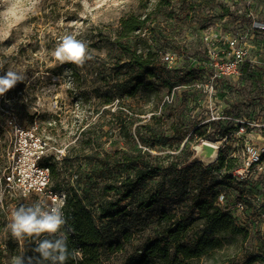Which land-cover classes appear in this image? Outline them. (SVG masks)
I'll list each match as a JSON object with an SVG mask.
<instances>
[{
    "label": "trees",
    "instance_id": "16d2710c",
    "mask_svg": "<svg viewBox=\"0 0 264 264\" xmlns=\"http://www.w3.org/2000/svg\"><path fill=\"white\" fill-rule=\"evenodd\" d=\"M61 1L50 3L52 12L58 15L62 12L73 16L81 7V0ZM166 4L168 0H158L152 11H147L144 2L143 13H128L114 27L96 26L91 31L88 47L92 48L93 59L78 70L85 72L83 87L89 92L80 93V104H87L93 98L97 101L94 105L107 107L124 97H134L139 90H154L159 103L160 89L155 83L160 81L167 90L174 78L154 51L159 49L158 41L163 36L160 30L151 29L154 40H158L153 49L138 32L159 21L160 8ZM105 51V56L113 60L110 66L102 58ZM183 98L186 108L187 96ZM104 111L106 118L107 110ZM151 120L152 124L141 127L145 131L143 137L137 132L143 145L139 150L135 149L130 121L112 114L108 122L118 124L125 150L99 156L93 149L81 155L71 148L60 162L53 156L44 158L50 170L51 190L65 193L63 230L68 234L70 252H76L66 264H104L106 261L110 264V259L119 254L124 256L123 264H205L204 260L213 264H240L228 255L221 261L215 258L216 253L232 246L242 251L248 239L247 231L235 222L232 214L217 205L216 191L219 186L228 185V175L218 181L215 173L222 168L231 169L232 160L219 156L215 166H205L198 160L169 154L164 167L157 157L151 159L147 147L164 145L170 139L161 133L165 124L162 116L156 117L153 113ZM177 127L172 125L173 135ZM78 129L82 131L76 142L82 147L94 146L96 132L100 136H107L109 132L97 131L87 123V117L80 120ZM49 130L53 131L51 127ZM86 168L90 171L84 172L82 178L80 172ZM72 171L69 181L67 174ZM3 225L0 224V234ZM23 244L22 252L18 240L10 238L8 249H0V264H16L17 257L35 255L32 238H24ZM245 258L243 264H253L258 259L247 254ZM6 260L9 262L5 263Z\"/></svg>",
    "mask_w": 264,
    "mask_h": 264
},
{
    "label": "rangeland",
    "instance_id": "374dc122",
    "mask_svg": "<svg viewBox=\"0 0 264 264\" xmlns=\"http://www.w3.org/2000/svg\"><path fill=\"white\" fill-rule=\"evenodd\" d=\"M51 1L0 0V75L11 69L25 77L24 82L18 83L4 96H0V224H5L0 234V241H3L0 249L5 251L8 249L9 239H16L8 227L11 222V212L22 205H32L35 199L22 197L3 182L7 151L13 139V127L10 126V121L23 127H28L36 121L40 135L49 144V153L61 148H64L66 153L71 148H75L82 155L93 149L101 156L104 152L112 154L127 148L118 124L108 122L112 114H119L126 121H130L131 134L136 143L135 149L139 150L143 145L137 132H140L142 137L145 135L141 127L146 123L152 124L151 117L155 113L156 117L161 115L164 119L165 124L161 133L170 141L164 145L157 143L148 146L151 159L157 157L158 163L165 167L169 161L167 155L174 154L182 158L188 157L190 161L198 160L205 166H215L219 156L228 159L234 150L241 147V143L238 142L240 137L238 129L229 128L228 121L243 118L257 120L259 114L242 111L214 112L206 108L190 109L188 106L185 108L183 96H177L172 104H162L165 89L160 81L155 83V87L160 89L159 103L154 90H139L134 97H124L115 105L107 107L94 105L97 101L93 98L87 104H80V93L88 91L83 87L85 72H79V66L75 64H61L57 61L54 56L56 46L68 34L84 41L88 46L91 31L96 26L102 29L103 27L105 29V26L114 27L118 19L128 13H143L141 5L144 2L147 3V11H152L158 0H81V7L73 16L52 12ZM171 1L176 7L178 0ZM61 2L64 3L65 0ZM162 9L164 8L161 7L160 10ZM162 14L159 15L160 20H163ZM161 43L162 39L158 41L159 45ZM88 49L92 50L91 47ZM105 55L106 51L102 54V58L106 66H110L113 60L111 56ZM84 117H87L89 125L95 126L97 131L102 129L104 134L112 124L113 128L109 130L107 136H100L96 132L97 139L94 141V146L82 147L76 140L80 138L79 133L82 129L78 127ZM172 125L178 126L175 129L176 135L172 133ZM49 127L53 129L52 132ZM227 133H230L232 138L224 141ZM181 134L183 136H180ZM204 142L216 146L215 161L209 162L199 157L196 146ZM89 171L88 168L81 171L82 178L85 177L83 173ZM68 174L67 179L71 181L70 177L74 171ZM215 174L216 180L219 181L222 177L220 172ZM51 186L52 184L50 189ZM256 194L252 192V196ZM48 203L50 204V201ZM146 234L148 232L144 236ZM249 241L253 247L255 241L252 239ZM23 243L24 239L18 240L19 250L22 252L25 250ZM246 254V249L240 251L238 246H232L216 253L215 258L221 261L225 255H228L243 264ZM13 260L12 258L11 261ZM110 260V264L113 262L123 264L124 256L119 254ZM204 263L213 264L212 261L207 260H204Z\"/></svg>",
    "mask_w": 264,
    "mask_h": 264
},
{
    "label": "built area",
    "instance_id": "2783aa9c",
    "mask_svg": "<svg viewBox=\"0 0 264 264\" xmlns=\"http://www.w3.org/2000/svg\"><path fill=\"white\" fill-rule=\"evenodd\" d=\"M162 8L163 20L138 32L153 49L156 40L151 29L162 33V47L154 51L174 77L162 104L187 96L190 109L259 113L257 120L228 121L229 128L238 129L241 147L227 159L233 167L219 170L221 176L228 175V185L219 186L216 198L217 205L247 231L244 249L258 257L253 264H264V0H178L176 7L168 0ZM9 124L13 139L4 184L22 197L62 209L65 193L50 189L44 158L53 156L60 162L65 149L49 153L36 121L28 127ZM228 138L230 133L224 141Z\"/></svg>",
    "mask_w": 264,
    "mask_h": 264
},
{
    "label": "clouds",
    "instance_id": "9594fccd",
    "mask_svg": "<svg viewBox=\"0 0 264 264\" xmlns=\"http://www.w3.org/2000/svg\"><path fill=\"white\" fill-rule=\"evenodd\" d=\"M54 56L61 64L70 63L83 67L93 59L87 44L73 35H65L56 46ZM25 77L16 70H8L0 75V96H4ZM66 219L63 211L56 205H43L39 202L30 206H20L11 212L8 225L17 240L32 238L35 255L17 257L16 264H66L75 250L68 248V234L64 231ZM43 237V238H42Z\"/></svg>",
    "mask_w": 264,
    "mask_h": 264
},
{
    "label": "water",
    "instance_id": "95a60500",
    "mask_svg": "<svg viewBox=\"0 0 264 264\" xmlns=\"http://www.w3.org/2000/svg\"><path fill=\"white\" fill-rule=\"evenodd\" d=\"M215 153L217 155L215 147L205 142L200 145V149L198 150L199 157L205 160L215 158L216 157Z\"/></svg>",
    "mask_w": 264,
    "mask_h": 264
},
{
    "label": "bare ground",
    "instance_id": "6f19581e",
    "mask_svg": "<svg viewBox=\"0 0 264 264\" xmlns=\"http://www.w3.org/2000/svg\"><path fill=\"white\" fill-rule=\"evenodd\" d=\"M211 145H213V144H211ZM214 147H215V150L217 151V149H216V146L215 145H213ZM196 149H197V151L200 149V146H196ZM215 155H216V153H215ZM213 159L214 158H211V159H206L207 161H209V162H211V161H213Z\"/></svg>",
    "mask_w": 264,
    "mask_h": 264
}]
</instances>
